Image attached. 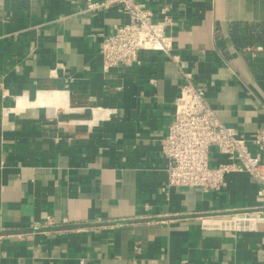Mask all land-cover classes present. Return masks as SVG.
Wrapping results in <instances>:
<instances>
[{"label": "crops", "instance_id": "crops-1", "mask_svg": "<svg viewBox=\"0 0 264 264\" xmlns=\"http://www.w3.org/2000/svg\"><path fill=\"white\" fill-rule=\"evenodd\" d=\"M85 1L0 0V264H264V223L199 219L255 207L259 181L166 188L160 146L183 73L239 135L264 129V0H169L175 60L108 72L103 37L127 18Z\"/></svg>", "mask_w": 264, "mask_h": 264}, {"label": "built area", "instance_id": "built-area-1", "mask_svg": "<svg viewBox=\"0 0 264 264\" xmlns=\"http://www.w3.org/2000/svg\"><path fill=\"white\" fill-rule=\"evenodd\" d=\"M165 1L148 6L136 0H86L83 11L96 12L116 6L126 21L115 25L103 37L100 54L104 72L140 62L143 51L162 53L175 60L171 29L175 18L171 4ZM185 82L175 99V113L165 135L160 139L167 160L165 187L199 188L203 192L219 190L227 174L246 172L260 183L257 205L248 210L200 216L203 228L253 230L264 223V129L250 138L225 124L206 98V88L183 73ZM216 148L226 162L210 164V151ZM52 223L51 216L46 217Z\"/></svg>", "mask_w": 264, "mask_h": 264}]
</instances>
